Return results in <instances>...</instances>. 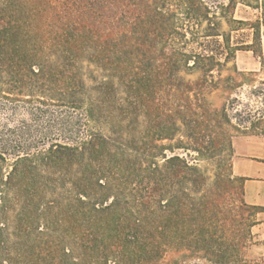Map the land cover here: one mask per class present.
<instances>
[{"label": "trees", "instance_id": "trees-1", "mask_svg": "<svg viewBox=\"0 0 264 264\" xmlns=\"http://www.w3.org/2000/svg\"><path fill=\"white\" fill-rule=\"evenodd\" d=\"M233 3L0 0V94L83 111L55 117L70 142L34 155L1 143L0 264H24L42 221L60 224V264H264L243 258L264 206L245 201L232 145L238 132L264 139V115L244 126L208 99L238 86L237 50L264 62V0L247 3L252 23ZM222 21L252 41L231 45Z\"/></svg>", "mask_w": 264, "mask_h": 264}, {"label": "rangeland", "instance_id": "rangeland-1", "mask_svg": "<svg viewBox=\"0 0 264 264\" xmlns=\"http://www.w3.org/2000/svg\"><path fill=\"white\" fill-rule=\"evenodd\" d=\"M213 10L217 11L220 4H226L228 0H204ZM233 7L231 9V16L235 20L245 22H254L260 16V10L255 9L251 5H255L258 0H233ZM229 25L222 21L221 30L229 32V41L231 45L249 44L252 41L253 30L247 26H242L240 30L234 28L239 27L237 24L231 23ZM259 36L264 39V24L261 23L259 27ZM234 64L238 71L244 73L243 76L238 77V86L229 91L221 88L209 93L208 99L216 108H221L224 104L228 109V113L233 121L241 123V125H248L247 119L253 120L254 116L264 115V62L256 57L250 50H237L235 52ZM223 72L222 75H226ZM85 75V74H84ZM198 73L195 72L187 78H195ZM100 77H98V80ZM85 82L87 85L91 84V80L85 75ZM38 105L36 99L28 96L15 97L7 99L0 94V147L7 144L8 147L15 145V153L27 152L30 155L36 154L38 151L47 149L49 143L53 141L62 142L68 136V126H63L57 122L55 117H75L82 114V110L58 108L55 105L47 107L45 113H40L36 108ZM82 116V115H81ZM261 127V125H259ZM85 134L78 133L77 137L82 138ZM248 136H252L249 138ZM249 139H252L249 142ZM264 141L260 135H249L238 132L235 134L233 145V159L239 161L240 159H247L241 153L245 152L250 146H255L257 143ZM235 149L241 153L235 155ZM14 154L6 155V163H2V171L9 169V164ZM235 175L236 172L233 170ZM67 196V193H66ZM64 210H68V206H64ZM258 222L251 228V238L243 249V258L247 260H258L264 258V212L258 214ZM38 224L39 232L31 233L28 239L27 246L28 255L23 261L24 264H60L61 256L54 254L53 244L50 242L52 238L58 236L60 224L56 231L50 230L46 233L45 225ZM64 223V222H63ZM49 236H52L50 238ZM67 239V238H66ZM12 240V238H11ZM65 240V245L68 247V242ZM31 245V246H30ZM26 260V262H25ZM74 261L75 258L73 259ZM65 264H71L72 261L65 259ZM108 264H113L109 261ZM187 264H208L203 260H191Z\"/></svg>", "mask_w": 264, "mask_h": 264}, {"label": "crops", "instance_id": "crops-1", "mask_svg": "<svg viewBox=\"0 0 264 264\" xmlns=\"http://www.w3.org/2000/svg\"><path fill=\"white\" fill-rule=\"evenodd\" d=\"M251 138L252 136H248ZM252 139H249L251 142ZM241 152L235 149V155ZM249 158L233 159V170L239 176L245 177L244 199L248 204L264 206V141L250 146L241 153Z\"/></svg>", "mask_w": 264, "mask_h": 264}]
</instances>
